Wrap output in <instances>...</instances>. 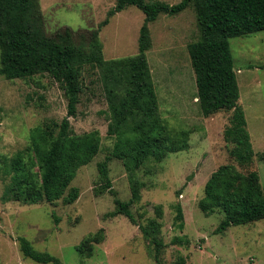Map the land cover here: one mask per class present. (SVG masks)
Wrapping results in <instances>:
<instances>
[{"label": "rangeland", "instance_id": "rangeland-1", "mask_svg": "<svg viewBox=\"0 0 264 264\" xmlns=\"http://www.w3.org/2000/svg\"><path fill=\"white\" fill-rule=\"evenodd\" d=\"M161 1L176 4L181 0ZM40 2L49 34L64 27L97 28L115 5V0ZM144 18V12L134 6L110 18L100 31L106 59L138 53ZM150 32L152 46L147 54L162 116L170 126L191 133L188 149L170 153L160 162L148 161L138 171L145 186L140 201L132 206L135 218L146 224L157 216L156 206H162L166 247L160 264H175L179 257L185 258V264H264V219L216 233L224 211L206 214L199 206L208 179L225 163H235L243 172L257 171L264 188V31L230 38L239 104L255 152L245 165L231 155L235 143L226 138L234 130V111L206 117L200 109L188 50L189 43L200 38L193 7L176 15L160 14L150 23ZM79 74L83 90L77 113L70 117V135L98 130L102 143L93 161L78 170L72 185L80 189V196L70 204L62 200L25 204L3 198L14 173L13 160L19 152L30 151L31 130L49 122L60 124L68 109L63 84L54 74L14 80L0 74V264H53L25 257L19 236L64 264H157L139 225L124 215L110 214L115 209L114 196L104 189L98 164L110 158L112 186L123 200L131 197L129 172L123 161L113 156L115 137L108 133L110 112L98 71L83 67ZM24 156L29 163L30 155ZM177 203L183 208L184 229L175 223ZM101 228L104 240L94 244L91 256H81L77 245Z\"/></svg>", "mask_w": 264, "mask_h": 264}, {"label": "trees", "instance_id": "trees-1", "mask_svg": "<svg viewBox=\"0 0 264 264\" xmlns=\"http://www.w3.org/2000/svg\"><path fill=\"white\" fill-rule=\"evenodd\" d=\"M145 14L138 39V53L106 59L100 38L102 27L110 18L128 7ZM196 13L200 38L189 43L188 50L196 76L197 98L201 112L208 117L220 111L233 110L235 143L231 155L240 164L254 158L250 133L242 106L237 71L234 67L230 38L264 31V0H181L176 4L156 0H115L106 18L97 28L45 29V15L40 0H0V74L14 80L35 74L52 73L64 87L67 115L60 124L45 123L30 133V151L19 152L12 162L14 173L4 192L5 200L25 204L74 203L80 189L72 185L78 170L93 161L101 149L98 130L70 135V117L77 113L83 83L79 69L94 67L105 91L111 124L108 133L115 137L113 156L121 159L129 172L131 197H118L109 176L108 159L98 164L104 189L114 196L112 216L124 215L138 224L149 242L157 264L161 263L166 244L162 236V206L157 216L139 224L132 206L141 199L144 182L138 171L148 161L160 162L168 154L189 148L190 130L169 125L162 116L158 92L148 61L152 46L150 23L160 14L176 15L188 7ZM30 155L29 163L24 155ZM105 190H103L105 192ZM102 192V191H101ZM206 214L224 211L216 233L232 225L264 219V188L257 171L243 172L235 163H225L214 171L199 201ZM176 226L184 229V213L176 204ZM104 230L86 236L76 249L81 256H91L95 243L104 240ZM18 241L23 255L38 263L64 264L47 251L36 249L24 236ZM175 264H185L179 257Z\"/></svg>", "mask_w": 264, "mask_h": 264}]
</instances>
